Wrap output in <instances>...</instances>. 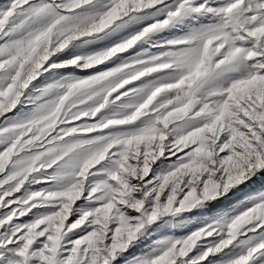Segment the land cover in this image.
Masks as SVG:
<instances>
[{
	"label": "snow or ice",
	"instance_id": "snow-or-ice-1",
	"mask_svg": "<svg viewBox=\"0 0 264 264\" xmlns=\"http://www.w3.org/2000/svg\"><path fill=\"white\" fill-rule=\"evenodd\" d=\"M0 264H264V0H2Z\"/></svg>",
	"mask_w": 264,
	"mask_h": 264
},
{
	"label": "rangeland",
	"instance_id": "rangeland-1",
	"mask_svg": "<svg viewBox=\"0 0 264 264\" xmlns=\"http://www.w3.org/2000/svg\"><path fill=\"white\" fill-rule=\"evenodd\" d=\"M0 2H2V0H0Z\"/></svg>",
	"mask_w": 264,
	"mask_h": 264
}]
</instances>
